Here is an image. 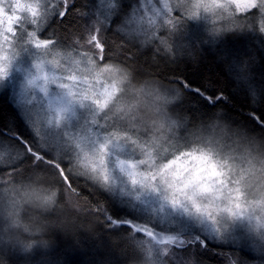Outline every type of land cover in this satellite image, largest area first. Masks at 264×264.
Masks as SVG:
<instances>
[{"label": "snow or ice", "instance_id": "1", "mask_svg": "<svg viewBox=\"0 0 264 264\" xmlns=\"http://www.w3.org/2000/svg\"><path fill=\"white\" fill-rule=\"evenodd\" d=\"M201 18L216 35L264 34V0H0V82L30 64L21 117L29 135L15 130L16 117L0 124V172H47L78 197L73 180L83 181L103 200L84 196L87 215L125 264H264V169L222 157L193 130L212 113L183 110L182 91L192 88L183 76L155 77L165 85L155 116L140 105L136 84L151 75L131 48L140 55ZM165 51L177 55L172 43ZM194 91L213 109L227 99ZM252 119L245 128L264 134V118Z\"/></svg>", "mask_w": 264, "mask_h": 264}, {"label": "trees", "instance_id": "2", "mask_svg": "<svg viewBox=\"0 0 264 264\" xmlns=\"http://www.w3.org/2000/svg\"><path fill=\"white\" fill-rule=\"evenodd\" d=\"M68 19H72L71 15ZM184 26H189L191 31L175 32V58L169 56L166 47L154 41L140 49V55H136L139 46L131 48L135 65L153 77H160L162 81L174 75L183 76L192 86L182 91L185 98L183 110L189 111L194 117L199 113L211 112L226 115L242 127H254L253 113L264 118V97L259 96V90L264 89V35L246 29L242 34L249 35L251 48H244L245 39L241 38L238 31L216 35L194 22L188 21ZM156 47L160 48V53L154 54ZM250 72L254 75L250 76ZM195 88L204 89L211 95L223 91L227 99L213 109L203 99V93H195ZM15 117V130L28 136L22 114L9 91L0 90V124L12 123ZM29 174L25 173V177ZM9 177V170L0 172V181ZM14 179L18 181L21 177ZM73 184L81 197L87 196L93 204L103 203L102 198L91 194L83 181L73 180ZM57 186L63 187L61 184ZM93 217L86 214L82 222L87 223ZM97 232V237L93 238L81 231L75 239L53 232L55 242L50 249L36 248L30 253L0 243V264H125L127 255L122 249L112 246L109 234L99 224ZM242 254L254 258V254L247 249ZM207 260L214 262L215 257L209 253Z\"/></svg>", "mask_w": 264, "mask_h": 264}, {"label": "clouds", "instance_id": "3", "mask_svg": "<svg viewBox=\"0 0 264 264\" xmlns=\"http://www.w3.org/2000/svg\"><path fill=\"white\" fill-rule=\"evenodd\" d=\"M136 89L142 90L139 100L145 115L155 116L157 108L163 107V100L156 97L165 94V85L150 76L138 82ZM173 117L181 119L179 114ZM192 128L205 136L222 157H235L237 163L243 161L256 173L264 169V134L214 113L196 121ZM256 178L252 177L253 182ZM86 214L85 199L68 188L61 190L46 172L34 171L18 181L11 177L0 181V243L5 246L24 253L36 248L48 250L55 242L53 232L75 239L83 231L96 238V218L83 223Z\"/></svg>", "mask_w": 264, "mask_h": 264}, {"label": "rangeland", "instance_id": "4", "mask_svg": "<svg viewBox=\"0 0 264 264\" xmlns=\"http://www.w3.org/2000/svg\"><path fill=\"white\" fill-rule=\"evenodd\" d=\"M189 21H190V23L194 22L195 24L202 26L207 31H210L209 22L203 18L198 19V20H189ZM251 22L258 28L259 17L258 16L255 17L253 19V21H251ZM181 30L183 32L184 31H191L189 26H184V25L182 27H180L177 31H181ZM237 31L240 34L241 38L245 39L244 48H251L249 35L247 33L242 34L246 30H237ZM159 33H161V35L159 34L160 37L165 36L163 31H160ZM175 35H176V33L173 34L172 40L170 39V37H168L166 40H161L158 42L166 48H167L168 43H172V42H173V46H176L175 41H174ZM29 71H30V64L27 62H24L18 67L17 71L14 72L9 77V79L7 81L0 82V90H8L9 91L15 105L17 106V108L19 109L21 114H23L27 108L26 103H25V100L27 97V92H28L26 81H27V76H28ZM252 254H254V253H252Z\"/></svg>", "mask_w": 264, "mask_h": 264}]
</instances>
